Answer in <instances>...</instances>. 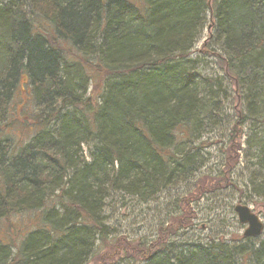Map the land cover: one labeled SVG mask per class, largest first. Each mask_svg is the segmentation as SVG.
<instances>
[{"label": "trees", "instance_id": "obj_1", "mask_svg": "<svg viewBox=\"0 0 264 264\" xmlns=\"http://www.w3.org/2000/svg\"><path fill=\"white\" fill-rule=\"evenodd\" d=\"M208 60L218 72L201 73ZM19 86L34 133L22 146L6 135ZM236 97L264 172V0H0V223L34 212L39 223L0 236V264H87L126 235L107 222L110 203L185 186L161 231L195 200L202 140ZM251 184L264 197V176ZM243 239L169 241L119 264H264V240Z\"/></svg>", "mask_w": 264, "mask_h": 264}, {"label": "rangeland", "instance_id": "obj_2", "mask_svg": "<svg viewBox=\"0 0 264 264\" xmlns=\"http://www.w3.org/2000/svg\"><path fill=\"white\" fill-rule=\"evenodd\" d=\"M206 36L207 31L204 29L202 40ZM200 45L201 43L196 48ZM199 69L206 75L219 71L209 60ZM23 87L18 88L22 100L17 101L16 104L19 122L12 125L11 131L6 134L17 146L27 143L34 134L33 131H29L30 125L24 122L31 119L32 106L23 98L25 93ZM237 103L238 97L228 104L235 110L227 114L221 127L205 135L202 140L204 144L201 152L205 167L196 174V178L188 189V191L191 190L190 196L197 189L194 194L195 200H190V204L186 207L179 205L181 213L176 215L174 220H170L161 231L156 226L162 221L164 212L172 210L169 206L172 207L170 204L175 200L173 197H185L187 194L184 192L185 186L183 189L164 192L159 195L157 201L147 205H126L125 208H120L119 200L110 203L107 208V222L119 230L118 234L122 229L126 235L117 236L108 248L101 249L99 252L95 249V253L87 264L131 263L133 259L139 261L140 254L145 258L146 254L155 252L156 248H160L169 241L174 242L175 245L187 246L198 242L208 245L213 239L215 243L224 242L228 246L242 245L246 227L238 223L233 210L236 205L247 206L251 212L259 216L264 226V211H262L264 197L259 198L253 194L251 184L255 178L260 180L264 172L259 171L255 165L256 161L252 158L254 150L248 149L245 144L251 133L249 126H241L236 121L240 117ZM82 153L83 157H86L85 147ZM189 209L194 212V215L189 213L190 218H187L186 212ZM37 215L38 212L17 215L10 226L5 222L0 223V236L17 241L31 226L39 224ZM263 240L264 232L254 239L258 242ZM143 244L148 246L143 247ZM242 264L247 263L243 260Z\"/></svg>", "mask_w": 264, "mask_h": 264}, {"label": "water", "instance_id": "obj_3", "mask_svg": "<svg viewBox=\"0 0 264 264\" xmlns=\"http://www.w3.org/2000/svg\"><path fill=\"white\" fill-rule=\"evenodd\" d=\"M233 210L238 219V223L241 226L243 225L246 227L243 232L244 238L256 239L262 235V233L264 232V226L259 216L251 212V210L247 206L243 205H236ZM262 211H264V206L262 208Z\"/></svg>", "mask_w": 264, "mask_h": 264}]
</instances>
